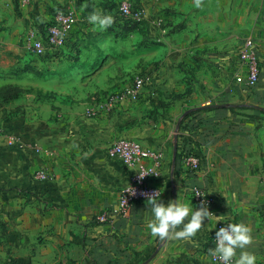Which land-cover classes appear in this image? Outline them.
<instances>
[{
  "label": "crops",
  "instance_id": "obj_1",
  "mask_svg": "<svg viewBox=\"0 0 264 264\" xmlns=\"http://www.w3.org/2000/svg\"><path fill=\"white\" fill-rule=\"evenodd\" d=\"M122 1L0 0V61L14 60L0 65V87L23 91L0 105V218L11 230L2 260L215 264L208 249L224 219L250 228L245 250L264 264V0H199V7L195 0H128L147 12V31L133 33L117 28ZM66 10L74 15L66 47L37 59L23 79L17 70L36 56L31 40ZM94 10L111 15L115 27L90 24ZM156 18L169 31L161 44L149 31ZM247 39L261 58L254 87L237 78L235 52ZM141 74L155 83L138 101L87 117L98 98ZM120 138L163 154L155 185L165 204L180 198L199 208L191 197L198 189L214 197L220 219H205L191 238L161 240L147 228L151 214L140 202L113 224H98V211L117 202L133 173L106 155ZM191 154L198 171L183 163ZM40 170L47 184L36 180Z\"/></svg>",
  "mask_w": 264,
  "mask_h": 264
},
{
  "label": "built area",
  "instance_id": "obj_2",
  "mask_svg": "<svg viewBox=\"0 0 264 264\" xmlns=\"http://www.w3.org/2000/svg\"><path fill=\"white\" fill-rule=\"evenodd\" d=\"M116 16L123 21L131 20L135 23H146L147 12L145 8L134 1H122L118 6ZM74 21V15L70 10L58 11L53 22L44 29L43 36H35L31 40L29 50L36 56L47 57L56 55L65 48L70 39V28ZM151 37L158 44L164 43L169 34L163 18H156L148 22ZM235 60L238 64L239 73L237 78L245 81L248 87L258 84L260 78L261 58L258 54L255 40L247 39L235 52ZM155 78L152 75L141 74L134 76L119 90L108 93L99 101H96L87 111L89 118L97 117L101 113H108L124 103L138 101L142 92L146 88L154 85ZM4 134L0 126V136ZM106 155L111 160H116L121 164L133 169L127 183L121 188L117 202L110 207L102 208L95 216L96 222L100 225H111L116 218L126 217L130 209L137 203L146 202L147 197L161 190L155 182L162 178V168L164 156L161 152L145 146L140 141L133 138H120L115 141L106 151ZM184 165L192 170L200 169V159L195 155H189L183 160ZM148 174L143 179L139 177V172ZM36 180L47 184L49 175L45 170L36 173ZM133 189L134 193L126 191ZM194 202L199 205L206 203L208 210L214 215L211 206L214 197L208 192L205 193L194 189L191 193ZM233 223L228 220H219L215 226L213 245L215 247L216 232L227 225ZM215 264H222L218 259H213ZM234 263V261H233Z\"/></svg>",
  "mask_w": 264,
  "mask_h": 264
},
{
  "label": "clouds",
  "instance_id": "obj_3",
  "mask_svg": "<svg viewBox=\"0 0 264 264\" xmlns=\"http://www.w3.org/2000/svg\"><path fill=\"white\" fill-rule=\"evenodd\" d=\"M195 4L199 7V0H195ZM87 19L94 27L100 28H107L113 22L111 15L99 10H94ZM138 174L141 179L148 175L143 171ZM126 191L135 194L132 188ZM160 197L159 192L147 197V208L151 215L146 226L152 236L161 240L170 235H174L177 239L191 238L202 228L205 219L209 221L220 219L208 210L206 203L197 208L192 205V201L181 202L179 198L165 204ZM178 226L182 227L176 230ZM251 239L250 228L246 224L228 223L216 232L215 247L209 248L208 253L222 264H233V261L234 264H256V255L245 250ZM237 249L241 250L238 256Z\"/></svg>",
  "mask_w": 264,
  "mask_h": 264
},
{
  "label": "trees",
  "instance_id": "obj_4",
  "mask_svg": "<svg viewBox=\"0 0 264 264\" xmlns=\"http://www.w3.org/2000/svg\"><path fill=\"white\" fill-rule=\"evenodd\" d=\"M111 27L114 28L115 24H111ZM147 24L146 23H135L131 20L123 21L122 19H119V24L117 28H119L123 33H133L135 31H147L146 29ZM119 31V32H121ZM38 58H43L40 56H36ZM29 68H27L28 70ZM12 90V91H9ZM13 92V93H12ZM23 94V91L19 88L10 86L5 87L0 90V105L3 103H9L17 98H19ZM107 94H104L102 97H104ZM101 97V98H102ZM101 98H98L97 101H99ZM96 102V101H95ZM11 234L10 227L0 218V252L2 253L4 251V241L7 239ZM0 258V264H5L3 260Z\"/></svg>",
  "mask_w": 264,
  "mask_h": 264
},
{
  "label": "rangeland",
  "instance_id": "obj_5",
  "mask_svg": "<svg viewBox=\"0 0 264 264\" xmlns=\"http://www.w3.org/2000/svg\"><path fill=\"white\" fill-rule=\"evenodd\" d=\"M37 59H39V60H45V59H42V58H38V57H34V58H32L31 57V55H30V57H28L27 58V60L26 61H28V62H26V64H21V68H20V70H17L18 72H17V74L18 73H21V74H23V75H21L22 76V78L23 79H30L31 77H30V75L29 74H27V68H30V67H32L33 65L35 66V65H38L39 64V61H37ZM8 61L10 62V63H14V60H8V59H4V62H1L0 61V65H2V66H7L8 65ZM1 66V67H2ZM3 77H1L0 76V79H2ZM16 79V77H14V76H12L11 77V80H15ZM3 88H5V87H3ZM2 89V87H0V90ZM9 91H12V90H9ZM13 93V92H12ZM2 253L0 252V258L2 257ZM2 260V259H1Z\"/></svg>",
  "mask_w": 264,
  "mask_h": 264
},
{
  "label": "water",
  "instance_id": "obj_6",
  "mask_svg": "<svg viewBox=\"0 0 264 264\" xmlns=\"http://www.w3.org/2000/svg\"><path fill=\"white\" fill-rule=\"evenodd\" d=\"M176 152H177V149L175 148L174 161H175V159H176Z\"/></svg>",
  "mask_w": 264,
  "mask_h": 264
}]
</instances>
